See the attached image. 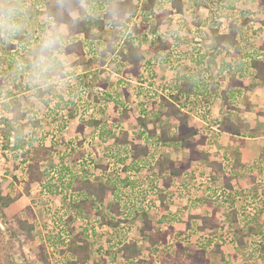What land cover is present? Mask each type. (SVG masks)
<instances>
[{
    "label": "trees",
    "instance_id": "16d2710c",
    "mask_svg": "<svg viewBox=\"0 0 264 264\" xmlns=\"http://www.w3.org/2000/svg\"><path fill=\"white\" fill-rule=\"evenodd\" d=\"M210 1V2H209ZM193 0L190 2L191 9L197 10L200 7H208L207 5L214 4L216 14L213 15L210 21H216V28L212 32L214 40V47L211 50L201 51L200 48H193L194 50L190 53L187 50H183L184 62H178L171 64L170 69L173 71V75L169 78L167 87L170 92L165 94L162 92H155L151 89L142 90V86L131 88L128 86L127 80L119 78L116 81V88L113 91H106L108 89L107 82H99V74L103 72L104 64L106 60H110L113 64V68L118 72L121 77L134 78L136 81L143 82L144 71H147L144 52L142 50V44L147 40V35L143 34V31L147 28V24L142 21L141 18L152 16L155 20L156 25L154 29L149 33L153 39L149 45V50L154 55L164 54V58L167 62L174 59L171 56H176L178 53L179 46L184 40L181 35V30H186L187 33H191L194 39L205 38V32L203 27L209 21V19H203L196 25L195 30H188L186 27L187 21L182 18L179 27L176 31H169L163 33L157 28L162 24L164 19L170 17L172 14H182L185 11L183 0H86L91 6L92 11L90 14L80 13V19L72 23L65 19V23L70 27V47L68 49V56H73L76 60L73 62V67H79V69H85L91 63L94 57L98 58L102 68L95 72L85 71L84 73L78 74L79 89L82 93L89 87H96L100 90L105 91V98L113 101V107L116 110L117 116L109 122H102L96 116L102 108L96 109L95 112L90 114L87 118L92 119L94 125L99 127V136L101 141L109 136L115 129H121V124L126 122L130 118V114L133 110V102H129V97L136 100L135 97L144 95L146 100H139L136 106L139 107L140 111L136 117L137 124L139 126V132L133 139H129V135L126 131L120 130V136L116 137L114 141L122 146L124 154H119L118 163L120 165V172H131L137 173L140 169H151L150 179H147L150 185V191H152L153 198L151 201L148 200V192L145 190L140 197V201H128L123 196L126 194H132L134 182L128 179V177L117 179L115 176H107L105 173L108 171L107 166L96 165V169H102L104 175L103 181L94 180V175L88 170H79L66 164H60L61 168L58 169V173L62 172V169L69 175V179L66 180L64 177L60 180L61 184L71 190L70 198H74V204L81 207V214L87 216L83 218V226L76 234L73 233L71 227L78 215L67 211L63 214H57L53 216L55 222L60 227L51 225L48 227L47 236L45 239H41L38 244V252L35 254V258L31 260L32 264H50L49 251H58L63 257L62 264H88L90 259V249L94 243L95 227L90 221L92 209L95 205L103 203L109 196L112 197L109 214L108 216H101L99 224L107 225V227L114 230V233L118 230L119 233L116 235L113 233L109 234L107 241H112L115 238V245L118 246V253L121 258L126 261H132V264H144L148 261L144 260L140 251L137 248V242L131 240L128 236V229L131 230V220L142 218V226L139 229L140 236L143 240L148 243L149 248H155L161 246L166 250V253L162 258L160 257L159 264H212L211 257L208 252V247L212 246V250L220 254V259H224V255L221 250V245L217 242L206 240V242H190L186 239H179L176 233L173 236V226L168 223L165 230H160L152 224V220L148 217L146 210L155 200L159 201L161 210L165 211L168 209L167 206V194L172 185L179 181L183 176L188 175L191 163L194 161H202L206 167H209L213 172L212 181L222 179L224 192L229 191V195L226 199L221 202L220 200H213L215 203L212 208L211 214L205 215H193L188 217V221L185 224V230L191 229V220L195 219L199 222L196 225L197 231L204 230H216L219 228V220L216 216V208L220 207L226 202L234 203L235 197L230 198L232 190V180L234 179L233 174H228L225 167L221 162H218L211 153L207 150H198L199 145H206L207 141L214 135L219 133H227L230 135H240L242 124L234 121L232 114L234 111H240L237 107L236 101L242 93L244 87L242 83L236 80L235 77H231L224 88L222 82L216 84L215 87L209 88L208 80L203 79V74L207 75V78H216L218 74L224 75V71H234L235 74L241 73L243 76H252L255 78H262L264 73V42L259 49L251 50V52L240 54L241 43H247V27L251 23L250 16L251 11L248 9L240 10L237 17L232 18L228 22V30L225 33L219 32V28L222 25L219 19L222 17V12L227 10H234L235 6L239 2H251L259 7L264 8V0ZM119 4L120 14L118 19H114L109 16L107 10L110 6ZM226 6V7H225ZM42 13L48 10L55 11L54 0H44L42 6ZM136 13L140 16V22L132 24L127 30L128 26L124 23L126 16H132ZM89 18H98L99 21V32L94 34L91 29L87 26ZM33 25H38L37 18L32 16ZM201 23V24H200ZM261 25L264 26V18L262 19ZM107 29L108 31H105ZM169 34V35H168ZM25 37H19L16 41L18 44L25 45ZM15 42V41H14ZM14 42L7 43L9 47L1 51H10L12 48H16L17 45ZM227 47V50H226ZM229 48V49H228ZM226 50L227 55L231 57V60H226L225 56L219 60L218 63L208 60L209 51L213 54L220 55ZM229 51V52H228ZM3 52V53H4ZM181 55V54H180ZM179 55V56H180ZM239 55V56H238ZM178 56V57H179ZM2 57V56H1ZM3 58V57H2ZM0 58V61H4ZM172 58V59H170ZM170 59V60H168ZM182 59H180L181 61ZM186 60H189L188 64H184ZM7 62V61H4ZM7 67L12 68V62H7ZM151 67V64H147ZM7 69V68H6ZM76 73V72H75ZM234 74V75H235ZM220 75V77H221ZM0 77V86H3ZM140 82V83H141ZM77 87V86H76ZM121 87V94L117 93V88ZM151 87V86H150ZM167 88V89H168ZM77 89V88H75ZM165 90V88H164ZM77 98H82L81 92H77ZM133 93V94H132ZM100 95L103 93L100 92ZM135 95V96H134ZM6 100L3 102V106L7 112L11 114L10 118L6 119L5 138L9 142L11 136H13L15 142V148L24 147L25 144L21 143L19 135L23 130L20 120L24 116L25 110L22 109L21 101L11 91L6 93ZM61 98V97H59ZM101 96L94 98L95 102H100ZM220 99L222 105L227 109V113L221 118H214L212 113V105L215 99ZM103 100V99H101ZM153 103L157 105V108L152 111L148 110V104ZM84 110V109H83ZM94 111V110H93ZM193 113L198 114L200 122L196 124L189 123V115ZM167 117L174 122L171 128H167L163 125L158 124L159 121ZM23 118V117H22ZM38 122V121H36ZM206 125L203 131H200V127ZM156 125H159L156 126ZM211 126L218 129V132H211ZM64 127V124L59 126L60 131ZM84 127L82 124H78V133L83 131ZM13 134L11 135V132ZM80 143V142H79ZM171 148L174 150L184 149L188 151V155L181 159H172L166 156L163 152H159L161 148ZM35 151V156L28 162L26 168V181L24 184V191L29 192L32 184L45 185L50 177V170H43L41 162L47 160L51 162V151L52 146L38 148ZM130 159V164H125V161ZM82 162V169L85 161ZM79 162V163H80ZM264 164V148L257 158L256 166L261 169ZM80 167V168H81ZM247 177L250 182H254V177L251 175L249 170H246ZM119 175V173L117 174ZM160 184H159V183ZM125 189L131 191L125 193ZM214 190L212 191V193ZM239 194H237V193ZM244 192V191H243ZM251 193L250 195L243 197L242 192L234 190L235 195H241V200L244 199L242 210L232 207L230 208V225L236 226V224L243 222L245 231L253 233L255 236L264 235V231L251 223L255 216L261 213V208H258V212H251L250 204L246 201L256 202L257 194L255 189L246 191ZM14 196L10 193L4 194L0 190V223L4 226H12L13 235L22 234L26 240L34 241L33 232L37 226L36 220L29 221L27 218H22L20 214H15L11 219H7L4 214L10 204L15 202L22 194V191L14 192ZM79 197V198H78ZM131 197V198H132ZM228 197V198H227ZM77 198V199H76ZM209 201H211V194L208 195ZM213 199V198H212ZM212 202V201H211ZM140 203V204H139ZM247 203V204H246ZM26 212L33 216V211L30 207H25ZM166 217L158 219L160 224L165 223ZM247 220H250L247 221ZM165 221V222H163ZM128 228V229H127ZM193 231V230H192ZM66 232L68 235H64ZM2 230L0 228V234ZM1 237V236H0ZM198 242V243H196ZM240 244L243 242L240 240ZM113 246L107 253H113ZM260 250L264 252V245H260ZM5 246L1 248L0 245V264H14L13 258L9 252H3ZM92 264H96L93 262ZM226 264H230L226 261Z\"/></svg>",
    "mask_w": 264,
    "mask_h": 264
},
{
    "label": "rangeland",
    "instance_id": "374dc122",
    "mask_svg": "<svg viewBox=\"0 0 264 264\" xmlns=\"http://www.w3.org/2000/svg\"><path fill=\"white\" fill-rule=\"evenodd\" d=\"M26 2L32 8V16L37 18L39 22L44 16L42 13L44 0H26ZM183 2L185 4L184 13L181 15L172 14L170 17L164 19L162 24L157 28L159 31L164 34L168 33L170 30L176 31L182 18L187 21L186 28L193 31L200 20L202 21L205 18L210 21V17L212 19L213 15L216 14L214 12L216 11L214 4L209 3L210 5H207L208 7L206 8L203 6L194 10L191 9L190 5V2H193V0H183ZM244 9L251 11V23L249 24V27H247V41L249 43H241V49L244 53H250L251 50L259 49L262 44L261 42L264 40V26L261 25L262 19L264 18L263 7H259L251 2L244 3L241 1L235 6L234 10L225 9L222 12L221 19H219V22L222 24L219 28V32H227L228 22L232 18L237 17L239 11ZM139 19L140 16L138 13L132 16H126L124 23L128 26L127 30L132 24L139 23ZM141 19L145 24H147V28L143 31V34L147 35V40H145L142 44V50L144 52L146 62L145 65L147 67V71H144L142 79L143 82H138L134 78L126 76L121 77L113 68V64L110 60H106L103 67L104 71L98 73L97 71L99 68H102L98 58L94 57L87 68L79 69V67H73V62L76 59L73 56H68L70 67L66 78L58 84H53L51 87L42 89L38 92H33L26 86V81L23 77L13 74L16 59L26 56V49L23 48V44H18V41H15L14 44L17 45L16 48H12L10 51H6V53L0 50V58L3 57L2 60L12 62V68H9L7 67V62L0 61V77L4 78L1 80L3 86H0V190L4 194L10 193L12 196L15 195V190L22 191L21 196L15 202L10 204V206L4 209V214L7 219H11L15 214H20L22 218H27L29 221L36 220L37 222V226L33 232L34 241L26 240L22 234L13 235L12 226L6 227L0 223V228L2 230V233L0 234V245L1 248L5 246L2 253L9 252L10 256L13 258L14 264H32L30 262L35 258V254L38 252V244L40 243V240L45 239L47 236L48 227L51 225L56 226L54 221L56 219H54L53 216L63 214L67 211L78 215V218L71 224V227L73 228V235L82 228L84 223L83 218H87L86 215L79 213L81 212V207L79 205L75 207V196L73 195L74 198H70L71 190L65 188V186L62 185L63 183L61 184L60 180L63 179L64 176V178L68 180L69 175L64 169H62L61 173L57 172L58 169L61 168L60 164H66L73 168H78L79 170H88L94 175V180L96 181H103L105 174L111 177L116 175L117 179L128 177L129 180L136 184V187H134L132 192L134 195L126 194L123 196L128 203L129 201H133V197L134 201H140V197L145 190L148 192V200H152L153 192L149 190L150 185L147 182V179H150L151 169H140L137 173H131L129 171L126 173L120 172L118 156L119 154H124L123 149L125 148V145L122 146L114 141L116 137L120 136V130L126 131L130 140H133L137 136L139 126L137 124L136 117L140 114V109L136 106L135 102H138L139 100H149L147 97L145 98L144 95L135 97L136 100L129 97L127 105L130 106L129 102H133V110L130 114L129 120L120 125L121 129L113 130L112 133L104 139V141H101L98 131L99 127H96L92 119L90 120V118L87 117L95 112L96 109L102 108L103 110L97 113V118L102 122L111 123L112 119L117 116L116 110L113 107L114 102L105 98L106 96L104 90H100L96 87H89L87 91L85 90L86 94H84V92L82 93L78 86V74L84 73L88 70L92 71L91 69L96 70L95 72L99 74V82H107L108 89L106 91H113V89L116 88V81L119 78H123L127 80L128 86L131 88L142 86V90L144 91L145 89H151L155 92L163 91L165 94H168L170 90L167 85L165 86V84L168 83L170 80L169 78L173 75L170 65L176 63V61L181 63L184 62V59L181 57L183 56V50H187L189 53L194 50L193 48H200L201 51L206 52L211 50L215 45L212 32L216 28V21L211 20L203 27L205 38L202 40L198 38L194 39L193 34L187 33L186 30H181V35L184 40L179 46L177 55L171 56L172 58L174 57V59L170 58L172 60L167 62L164 59L166 58L164 54L154 55L149 50V45L153 40L149 33L156 25L155 20L151 15ZM87 26L94 34H97L99 32L98 18H89ZM105 31L108 30L105 29ZM0 47L5 49L9 46L7 43L0 42ZM226 50L221 54L225 56ZM221 54L217 55L209 51L207 59L218 63L219 60L223 58V55ZM180 59L182 60L180 61ZM226 60H231V57L227 55V52ZM148 63L151 64V67H148ZM188 63L189 60H186L184 64ZM220 75L221 74H218L216 78L208 79L207 75L203 74V79L208 80L209 88L215 87L220 80L222 85H225L227 83V79H230L231 75L229 73H227V75H221V77ZM120 88L121 87H118L116 90L118 94L122 93ZM8 91L13 92L15 96H17L22 103V109L26 111L24 116H22L23 118L21 117L20 120L23 130L21 131L22 134L19 135V139L21 140L20 142L25 145L24 147L18 149L14 147L15 140L13 136L10 137L8 142L4 135L5 129L7 128L6 119L11 116V114L7 112L3 106V102L6 100L5 97ZM77 92H81L80 94L83 95V97L78 99L77 94L79 93ZM100 92L103 93V95H100ZM97 95L101 96V99L103 100L100 99V102L96 103L94 98ZM147 108L148 110L151 109L154 111L157 108V105L150 103ZM196 119H198V114L193 113L192 115H189L188 120L190 124H196L198 122ZM173 122V120L163 117L158 124L171 128ZM79 123L83 125L84 129L78 133L77 126ZM63 124L64 127L60 131L59 126ZM156 126L159 127V125ZM202 126L204 127L205 125L201 124V129ZM13 132L14 131L11 132V135ZM42 146L43 148L48 146H52L53 148V151H51L50 154L51 162L48 163L47 160H43L41 162L43 170H50L51 178L46 181L43 186L40 184H32L29 192L26 193L24 191V184L26 181L27 164L35 156L34 150L42 148ZM199 148L202 149L203 147ZM203 149L207 148L205 147ZM159 152H163L166 156H170L173 159L183 158L188 154L187 150H172L171 148L166 147L161 148ZM220 159L222 158L220 157ZM80 161H85L83 169L81 167L83 166L81 165L82 162ZM106 164L107 166L109 165V169L107 173H103V175L102 169H96L95 166H106ZM125 164H130V159L126 160ZM195 164L193 165L194 169L201 167L199 162ZM255 164L256 163H254L253 167H255L256 170L257 166ZM223 166L228 174H239L238 172H240L239 175L241 178H237V180L233 182V188L235 191L242 192L241 195L243 197H245V195H250L251 193L246 192L247 188L244 186L245 184L251 185L253 183H248V179L242 177L245 175L246 171L238 169L239 167H235L232 162L226 158L224 159ZM118 173L119 175H117ZM255 173V178L257 180H254L255 183L251 185L249 189H255V193L257 194L256 202H246L250 204L249 206L251 209L248 210L251 212V215L254 214V211L258 212V208H261V213L256 215L255 219H253L251 223L255 224L264 231V171H260L259 174L258 171ZM197 175L198 176H195V179L191 180L189 183L184 182L187 183V185L182 186L181 184L184 183L179 182L182 188L175 185L169 190L170 193L168 192L169 195L167 194L166 198L168 206L167 210L162 211L160 203L157 200L151 203V205L147 208L146 213L152 220L153 226L159 228L160 230H165L168 223H171L173 226V233L171 236L179 233V239L189 240L188 243L195 241L205 243L206 240H210L212 244L217 242L221 245L224 259H220V254L213 251L212 246H210L208 247V251L212 264H226V261H229L230 264H264V252L260 250L259 247V244L264 245V235L255 236L253 233L248 234L245 231V227H243L242 221L241 224L238 223L234 227L230 225V208L235 207L241 211L244 204V199L241 200L242 196L237 195L239 194L237 192L235 195L234 190L230 193V198L234 199L235 197L234 203L231 201L229 203L226 202V204L216 208V216L220 222L219 228L216 230L208 229L204 231H197L195 229L198 224L197 222L199 221L192 219L191 229L185 230V224L188 221L189 216L197 214H211L213 205L215 204L213 200H220L221 198L222 202L226 199L225 195H229V191H226L223 194L224 186L222 179L212 181V172L209 173L208 170L204 169L197 173ZM213 190L214 192L212 193ZM128 192L131 193V191L125 189V193ZM209 194H211L212 202L208 199ZM111 199L112 197L109 196L103 203L95 205L92 209L91 216H89L92 225L95 227L96 235L93 237L94 243L90 249V259L88 264H92L93 262H96V264H132V261H126L121 258L117 251L118 246H113V244L115 245V238L113 239L112 237V241H107L108 235L112 233L113 235H116L119 233L118 230L114 233V230L107 227V225L99 224L100 215H110L109 207ZM200 202L202 205H200ZM25 207H30L32 209L33 216L26 212ZM192 208L194 210H192ZM207 208L209 210H207ZM162 217H166V222L163 221L165 223L160 224L158 219ZM55 218L58 217L56 216ZM247 221L250 222V220ZM130 225L132 228L131 230L127 228L129 232L128 237L137 242L138 250L144 257V260L148 261L144 264H159L160 257L162 258V256L165 255L166 250L161 246L149 248L148 243L142 239L139 233V229L142 226L141 217L131 220L127 227ZM64 235L68 234L64 232ZM240 240L243 244L239 243ZM111 246L114 247L112 249L113 253L109 254L107 252L111 250ZM48 251L50 264L63 263V257L57 250L52 251L49 248Z\"/></svg>",
    "mask_w": 264,
    "mask_h": 264
},
{
    "label": "clouds",
    "instance_id": "9594fccd",
    "mask_svg": "<svg viewBox=\"0 0 264 264\" xmlns=\"http://www.w3.org/2000/svg\"><path fill=\"white\" fill-rule=\"evenodd\" d=\"M55 11L48 10L38 25L32 23V8L26 0H0V42H14L25 37L26 56L17 58L13 74L21 76L33 92L51 87L68 75L70 61V27L65 19L75 23L80 13L90 14L86 0H54ZM119 18L117 3L107 10Z\"/></svg>",
    "mask_w": 264,
    "mask_h": 264
},
{
    "label": "crops",
    "instance_id": "0c3cea01",
    "mask_svg": "<svg viewBox=\"0 0 264 264\" xmlns=\"http://www.w3.org/2000/svg\"><path fill=\"white\" fill-rule=\"evenodd\" d=\"M263 42H264V40L261 43L263 44ZM247 43H249V42L247 41ZM239 50H240L241 54L244 53V51L241 49V47ZM221 55H223V54H221ZM227 73H229L231 75V77H235L236 80L240 81L242 83V85L244 86L242 88V93H241L240 97H238L237 101H236L237 107L239 108L240 111H238V112L234 111V113L232 114L234 121L236 120L235 122H237V120H238L237 123L242 124V129H241L242 133L240 135H230L227 133H219V135H214L210 139V141H207L206 145H199L197 148H198V150H207L209 153L212 154V156L215 159L218 160V162H221L223 165H224V159L225 158L229 159V161H231L235 167H239L238 169L245 170V171L249 170L251 175L254 177V179H256L255 178L256 177L255 172L258 171V174H259L260 171H264V164L262 165L263 167L261 168L263 170H261L258 167L259 165H257V168H256L257 171L255 170V167H253L254 163H256L257 158L260 156V153L264 148V73H262V78H255L252 76H243V74H241V73L235 74L234 71H227V70L224 71L223 74L227 75ZM228 81H229V79H227V83H228ZM226 84L225 85L223 84L221 88H224L226 86ZM226 113H227V109L224 108L220 99L219 98L215 99V101L212 105L211 115L214 118H221ZM196 120L198 122H200L199 119H196ZM204 127L202 126V129L200 128V131H203ZM211 128H212L211 132H213V131H214V133L218 132L217 128H215L213 126H211ZM199 147H203V148L206 147L207 149H203V148L200 149ZM172 150H174V149H172ZM184 157H186V156H184ZM220 157L222 159H220ZM170 158H172V157H170ZM179 159H181V158H179ZM198 162L201 165V167L194 169L193 165L195 163H198ZM200 162H202V161L192 162L191 166L188 170L189 174L183 176L179 181H176L172 185V187L175 185L180 186L179 182H183V183L188 182L189 183L191 180L195 179V176L196 177L198 176L197 173L201 172L204 169L208 170L209 173L212 172L209 167H206L204 165V163H200ZM195 165H197V164H195ZM238 173L240 174V172H238ZM212 174H213V172H212ZM232 174L234 176V179L231 181L233 184V182H235V180H237V178H241V176L239 174H234V173H232ZM242 177L247 178L248 183H253V184L255 183V182H250L246 173ZM244 178H243V180H244ZM218 180H220V179H218ZM253 184H251V185H253ZM181 185L182 186L187 185V183H184ZM251 185L245 184L244 187H246L247 191H248ZM182 186H180V187L182 188ZM244 187H242V188H244ZM200 205H202L201 202H200ZM205 206H207V205H205ZM192 210H194V209L192 208ZM207 210H209V209L207 208Z\"/></svg>",
    "mask_w": 264,
    "mask_h": 264
},
{
    "label": "built area",
    "instance_id": "2783aa9c",
    "mask_svg": "<svg viewBox=\"0 0 264 264\" xmlns=\"http://www.w3.org/2000/svg\"><path fill=\"white\" fill-rule=\"evenodd\" d=\"M142 1V0H141ZM56 223V225H58V228L60 227V225L57 223V222H55Z\"/></svg>",
    "mask_w": 264,
    "mask_h": 264
}]
</instances>
